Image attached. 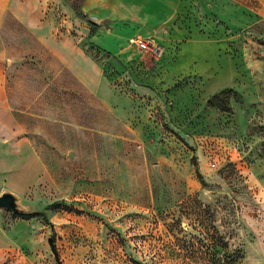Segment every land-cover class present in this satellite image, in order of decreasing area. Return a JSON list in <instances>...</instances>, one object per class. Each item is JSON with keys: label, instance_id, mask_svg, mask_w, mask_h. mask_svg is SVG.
<instances>
[{"label": "rangeland", "instance_id": "1", "mask_svg": "<svg viewBox=\"0 0 264 264\" xmlns=\"http://www.w3.org/2000/svg\"><path fill=\"white\" fill-rule=\"evenodd\" d=\"M38 1L87 27L79 45L118 101L47 51L42 89L40 65L0 51V79L34 83L8 90L35 146L27 166L3 161L0 193L16 189L20 209L0 208V264H264V0H180L141 36L157 57L129 43L121 0Z\"/></svg>", "mask_w": 264, "mask_h": 264}, {"label": "crops", "instance_id": "2", "mask_svg": "<svg viewBox=\"0 0 264 264\" xmlns=\"http://www.w3.org/2000/svg\"><path fill=\"white\" fill-rule=\"evenodd\" d=\"M114 1L83 0V3L92 6L95 3L104 2L110 5ZM121 1L125 7L136 11V13L133 12L132 21L128 22L135 23L136 27H139V32L136 31L134 34L143 37L171 21L180 2V0ZM55 5L45 7V4L38 0H0V51L7 53L6 65L13 66L14 63L17 65L20 63L23 65L20 68L26 70L29 69L26 67L27 62L40 65L39 71L36 70V72L42 74L40 84L41 88L45 89V52L47 51L54 60L53 64L59 68V71H67L75 80L74 84L83 86L90 93L100 97L106 105L112 107L118 101V97L114 93L109 94L106 86L108 82L102 69L79 45L80 40L88 35L89 30L86 27L83 36L80 35L81 31L75 34L71 31L67 21L69 19L66 16L60 18L59 15H55ZM118 53L122 54L121 58H127L131 54L130 47H122ZM16 70L20 72L19 68ZM31 71L35 70L31 69ZM10 84L7 83L6 75L0 79V88L4 90L34 88V83L29 84L25 81H15L13 85ZM9 90L6 95L7 101L4 102L7 105L0 107V185L3 161L8 164L9 161H17L18 164L20 163L19 168L35 161L33 156L35 146L30 139L29 126L21 121V116L17 115L11 107L14 92L10 95ZM8 148H15V151ZM2 152H5L7 157L12 152L14 157L8 159L3 156ZM18 176L19 173L16 172L15 176L11 177L17 178ZM11 182H14V179ZM4 191H10L15 195L17 192L14 188Z\"/></svg>", "mask_w": 264, "mask_h": 264}, {"label": "built area", "instance_id": "3", "mask_svg": "<svg viewBox=\"0 0 264 264\" xmlns=\"http://www.w3.org/2000/svg\"><path fill=\"white\" fill-rule=\"evenodd\" d=\"M129 43L138 48L148 50L153 57H157L161 50L157 44H154L153 41H151V39L143 38L140 35L130 37Z\"/></svg>", "mask_w": 264, "mask_h": 264}, {"label": "water", "instance_id": "4", "mask_svg": "<svg viewBox=\"0 0 264 264\" xmlns=\"http://www.w3.org/2000/svg\"><path fill=\"white\" fill-rule=\"evenodd\" d=\"M0 208H8L14 211L20 209L17 196L10 191L0 193Z\"/></svg>", "mask_w": 264, "mask_h": 264}, {"label": "trees", "instance_id": "5", "mask_svg": "<svg viewBox=\"0 0 264 264\" xmlns=\"http://www.w3.org/2000/svg\"><path fill=\"white\" fill-rule=\"evenodd\" d=\"M23 215H24L23 216L24 218H28L29 217L28 216L29 214H23ZM49 246H50V249H51V251H52V253H53L56 261H59V259H58V253H57V250H56V246H55V243H54V240H53L52 237L49 239Z\"/></svg>", "mask_w": 264, "mask_h": 264}]
</instances>
